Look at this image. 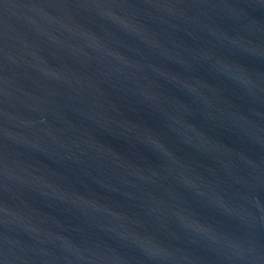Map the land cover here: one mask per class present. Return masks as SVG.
Instances as JSON below:
<instances>
[{
    "label": "water",
    "instance_id": "water-1",
    "mask_svg": "<svg viewBox=\"0 0 264 264\" xmlns=\"http://www.w3.org/2000/svg\"><path fill=\"white\" fill-rule=\"evenodd\" d=\"M0 264H264V0H0Z\"/></svg>",
    "mask_w": 264,
    "mask_h": 264
}]
</instances>
